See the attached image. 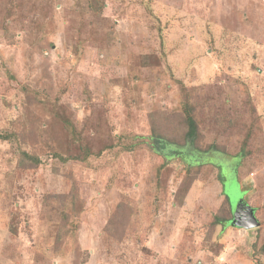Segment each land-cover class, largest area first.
Here are the masks:
<instances>
[{"label": "rangeland", "instance_id": "obj_1", "mask_svg": "<svg viewBox=\"0 0 264 264\" xmlns=\"http://www.w3.org/2000/svg\"><path fill=\"white\" fill-rule=\"evenodd\" d=\"M239 191L258 227L222 222ZM263 250L264 0H0V264Z\"/></svg>", "mask_w": 264, "mask_h": 264}, {"label": "trees", "instance_id": "obj_2", "mask_svg": "<svg viewBox=\"0 0 264 264\" xmlns=\"http://www.w3.org/2000/svg\"><path fill=\"white\" fill-rule=\"evenodd\" d=\"M184 120H185V124L187 126V130L185 132V138L187 140H189L192 144L198 143L199 139L201 140V138L203 136H202L201 130L199 128V125H198L196 117H194L191 114H187V117H185ZM159 141H161V140H159ZM211 147L214 148V149L217 148V146H215L214 144H212ZM216 150H218V149H216ZM218 152H220V155H213L214 157L210 158V160H213V161L214 160H220L219 163H221V164H219V165H221L222 168L230 166V165H227V163H229V161L226 159V157H224L226 154L223 151H220V150H218ZM230 160H232V159H230ZM37 163H38V160H36V162L34 164L36 165ZM235 167H236V164H235ZM235 167H233L234 170H235ZM234 172H237V171H234ZM223 182H224V189H225L226 186H227V184H226L227 181L223 179ZM226 200L229 203L230 214H232V212H231V203H230L228 195H226ZM126 206L127 205L124 202L118 203V205L116 206V211H117L116 213L117 214L123 213L124 207H126ZM117 214H115V215H117ZM127 214L129 216H131V209H129ZM114 217L111 218V220L109 222V225H108V229L110 230L111 233L114 232L113 231V229L115 228L114 224L116 223V220L113 219ZM231 219L232 218H224L222 222H225L226 224H224V225L227 226L228 224L230 225V220ZM66 234L67 233L63 232V230H59L58 233H57V240L56 241L57 242H61V240H63L66 237Z\"/></svg>", "mask_w": 264, "mask_h": 264}, {"label": "water", "instance_id": "obj_3", "mask_svg": "<svg viewBox=\"0 0 264 264\" xmlns=\"http://www.w3.org/2000/svg\"><path fill=\"white\" fill-rule=\"evenodd\" d=\"M235 171H237L236 167ZM228 197L231 203V211L233 215L230 220L231 226L250 229L260 225V221L256 217V209L245 201L244 195H242L241 192L239 195H228Z\"/></svg>", "mask_w": 264, "mask_h": 264}, {"label": "clouds", "instance_id": "obj_4", "mask_svg": "<svg viewBox=\"0 0 264 264\" xmlns=\"http://www.w3.org/2000/svg\"><path fill=\"white\" fill-rule=\"evenodd\" d=\"M245 199V198H244Z\"/></svg>", "mask_w": 264, "mask_h": 264}]
</instances>
